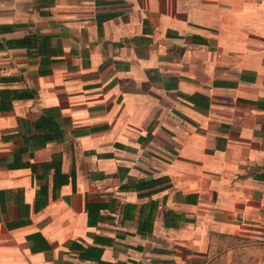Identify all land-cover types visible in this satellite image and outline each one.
<instances>
[{
	"label": "crops",
	"instance_id": "obj_1",
	"mask_svg": "<svg viewBox=\"0 0 264 264\" xmlns=\"http://www.w3.org/2000/svg\"><path fill=\"white\" fill-rule=\"evenodd\" d=\"M0 66V264H264V0H0Z\"/></svg>",
	"mask_w": 264,
	"mask_h": 264
},
{
	"label": "rangeland",
	"instance_id": "obj_2",
	"mask_svg": "<svg viewBox=\"0 0 264 264\" xmlns=\"http://www.w3.org/2000/svg\"><path fill=\"white\" fill-rule=\"evenodd\" d=\"M226 247L233 248L234 254L232 258L228 256V250H225ZM258 260L260 258L257 257L255 245L250 246L248 243L233 241L222 247V251H219L217 257L210 264H258Z\"/></svg>",
	"mask_w": 264,
	"mask_h": 264
},
{
	"label": "built area",
	"instance_id": "obj_3",
	"mask_svg": "<svg viewBox=\"0 0 264 264\" xmlns=\"http://www.w3.org/2000/svg\"><path fill=\"white\" fill-rule=\"evenodd\" d=\"M1 75H2V74H1V66H0V77H1ZM0 85H1V83H0Z\"/></svg>",
	"mask_w": 264,
	"mask_h": 264
}]
</instances>
